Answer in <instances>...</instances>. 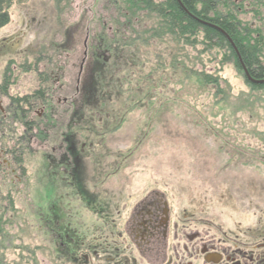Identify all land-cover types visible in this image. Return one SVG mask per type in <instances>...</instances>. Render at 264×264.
<instances>
[{
  "label": "rangeland",
  "instance_id": "rangeland-1",
  "mask_svg": "<svg viewBox=\"0 0 264 264\" xmlns=\"http://www.w3.org/2000/svg\"><path fill=\"white\" fill-rule=\"evenodd\" d=\"M229 1L235 14V6L242 4L238 18L250 28L260 26L264 37V4L256 14L251 1ZM132 4L131 0L9 4V21L0 28V102L5 109L0 113V264H71L57 253L45 225L54 208L59 216L71 215L83 225L89 238L98 228L97 215L87 211L76 191L39 159L41 153H58L44 139L49 128L39 129L41 134L27 129L34 120L56 124L57 132L67 131L65 118L60 120V91L45 89L60 73L68 76L74 89L84 44L91 41L116 48L117 61L109 84L103 83L109 91L96 106L100 113L91 115L92 105H83L79 108L92 118L82 119L80 113L74 115L79 118L73 119L75 124L69 123L73 140L92 143L87 150L91 158L83 159L80 168L85 181L92 186L103 172L118 166L119 172L102 186L117 189L124 199L141 188L147 176L159 185L164 177L172 201L180 202L176 212L180 207L187 213L200 211L202 218L222 226H229L230 218L246 227L264 225V89L252 90L242 70L225 59L224 50L186 44L177 35H156L159 19L133 13ZM48 70L52 75L44 80ZM199 72L214 75L217 81L205 83ZM42 102L49 105L46 121L35 113ZM28 103L33 111L24 115ZM31 133L40 134L42 141L30 140Z\"/></svg>",
  "mask_w": 264,
  "mask_h": 264
},
{
  "label": "flooded vegetation",
  "instance_id": "flooded-vegetation-1",
  "mask_svg": "<svg viewBox=\"0 0 264 264\" xmlns=\"http://www.w3.org/2000/svg\"><path fill=\"white\" fill-rule=\"evenodd\" d=\"M84 46L74 89L73 83L68 82V76L64 73H60L54 84L45 89V92L60 91V120L65 118L67 131L63 132L59 128L57 132L56 124L49 126L45 122L42 124L41 121L38 123L34 120H30L27 127L30 131L35 129L39 133V129L49 128L48 133L44 134V139L52 142L50 149H58V153H41L40 161L44 159L46 168L49 167V170L61 175L60 178L76 191L81 200L83 199L87 211L98 217V228L89 238L84 231L85 227L76 223L71 215L65 219L63 214L59 216L55 212L59 209H52V218L45 220V225L54 236L57 253L71 264H264L263 224L258 223L257 229L246 227L240 220L229 217L230 225L222 226L202 218L200 211L187 213L185 208L180 207L176 212L174 208H177L180 202L178 199L172 201L171 189L167 188V179L164 177V183L159 185V182H154L152 176H147L143 186L124 199L119 198L117 189L108 190L102 186L110 176L119 172L118 166L116 170L103 172L100 182L98 180L92 183V186L85 181L80 168L83 159L91 158L87 150L92 143L73 140L75 135L70 131L69 123L75 124L73 119H79L74 117L76 114L82 113V119L88 121L92 118L90 114L100 113V108L96 106L100 107L101 96H105L109 91L103 83L108 85L112 78L109 73L117 61V54L114 52L116 48H103L99 43L92 41ZM43 74V79L46 80L49 74L52 75V70ZM3 89L7 92V85ZM0 94L3 92L0 91ZM78 102L80 104H77ZM38 105L40 112L35 113L39 119L46 121L45 116L49 110H45L49 105L46 102ZM83 105H92V113L88 116L83 113V108H79ZM6 109L8 112L11 105ZM31 110L33 111L32 103L22 109L23 113ZM52 111L55 117L58 116L57 110L52 108ZM1 112L4 114L5 109L0 102ZM23 113L21 112V116ZM103 126H108V123ZM85 128L90 130L86 126ZM40 134L31 133L28 137L30 140L41 137L38 139L41 142ZM95 136L96 134L93 137ZM86 146L88 148L85 149ZM85 182L86 187L83 185ZM236 206L238 207V204ZM190 207L195 211V206ZM232 208L236 211L235 207ZM253 215L256 216L255 212ZM258 218L259 222L260 217Z\"/></svg>",
  "mask_w": 264,
  "mask_h": 264
},
{
  "label": "trees",
  "instance_id": "trees-1",
  "mask_svg": "<svg viewBox=\"0 0 264 264\" xmlns=\"http://www.w3.org/2000/svg\"><path fill=\"white\" fill-rule=\"evenodd\" d=\"M12 0H0V28L9 21L8 6ZM132 12L155 14L159 19L156 26L161 27L156 35L178 36L186 44H202L207 48L216 47L224 50L225 59L231 61L232 65L241 70L240 61L254 79L264 78V37L260 26L250 28L242 19L238 18L242 4L235 6L232 13L229 9V0H131ZM254 7L257 14L264 4V0H243ZM223 10V11H222ZM224 10H226L224 12ZM191 14V16H190ZM207 22L214 25L211 27L201 23ZM199 35V40H197ZM227 36V37H226ZM229 38L236 51L227 39ZM202 74L203 82L212 84L217 81L214 75ZM199 73L197 75H199ZM245 83L252 89H264V83Z\"/></svg>",
  "mask_w": 264,
  "mask_h": 264
},
{
  "label": "water",
  "instance_id": "water-1",
  "mask_svg": "<svg viewBox=\"0 0 264 264\" xmlns=\"http://www.w3.org/2000/svg\"><path fill=\"white\" fill-rule=\"evenodd\" d=\"M177 2H178V0H177ZM190 16H191V14H190ZM200 22L203 23V24H205V25H208V26H211V27H215L214 25L209 24V23H207V22H204V21H200ZM226 37H227V36H226ZM227 39H228L229 42L231 43L230 39H229V38H227ZM231 46L233 47V49L235 50V52H237L236 49H235V47L233 46L232 43H231ZM238 60H239V62H240V66H241V69H242V72H243V76H244V78H245L248 82H250V83H254V84H262V83H264V78H261V79H254V78H252V77L250 76L248 70L246 69V67H245V66L243 65V63L240 61L239 57H238Z\"/></svg>",
  "mask_w": 264,
  "mask_h": 264
}]
</instances>
